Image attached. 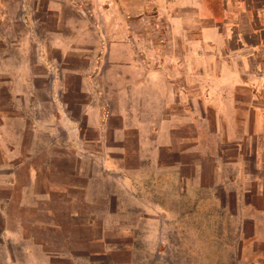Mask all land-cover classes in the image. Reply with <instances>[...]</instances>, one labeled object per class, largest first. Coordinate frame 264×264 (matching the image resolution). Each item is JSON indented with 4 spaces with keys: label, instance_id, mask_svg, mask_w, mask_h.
<instances>
[{
    "label": "rangeland",
    "instance_id": "374dc122",
    "mask_svg": "<svg viewBox=\"0 0 264 264\" xmlns=\"http://www.w3.org/2000/svg\"><path fill=\"white\" fill-rule=\"evenodd\" d=\"M227 1L0 0V264H264V12ZM130 40L168 108L127 92Z\"/></svg>",
    "mask_w": 264,
    "mask_h": 264
},
{
    "label": "crops",
    "instance_id": "0c3cea01",
    "mask_svg": "<svg viewBox=\"0 0 264 264\" xmlns=\"http://www.w3.org/2000/svg\"><path fill=\"white\" fill-rule=\"evenodd\" d=\"M258 3H261V6L259 7V11L264 12V0L258 1V0H240V2L238 3V5H234L232 3V0L227 1L226 3V19H230L229 22H233L234 20H236L238 17H240L241 15H245V16H249L250 14H253V5H256ZM177 22V20L175 21ZM240 25H231L230 23L228 24V28L229 30H233V29H240ZM252 30L250 33H252L253 35H258V30H256V28H254L252 26ZM49 33V32H48ZM52 33V32H51ZM216 38L218 37V32L213 29V28H207L206 30H204L203 33V38L204 41L206 42H214L212 40V38ZM125 38H123L124 40ZM234 37L229 35H226V44L227 42L233 40ZM237 43L239 44V48L238 50H236L235 52H233L232 57H234V59L232 58V61L238 58H242V54L247 52L250 47V45H248V43L246 42V39L243 37L242 34L237 35V38H235ZM124 45H126V50L123 53H120L119 50H125ZM254 47H257L254 46ZM252 47V48H254ZM134 57V60H132V57ZM140 55L137 54V51L134 47V45H132L131 40L127 43H118V47L116 48L115 52H112V63L114 65H116L117 68H121L126 70L127 73V77L128 79H130L129 82H127L129 85V89L127 90L128 93H132L133 95H135L136 100L139 98L140 99V94L143 95V99L146 100V102H148L147 105H151L152 102H154L156 99L158 100V98L163 99L161 102H163V106L164 108H168L169 106V102L167 101V97L170 95L174 96V94H176V90H175V84L174 81L176 80L175 76L171 75L169 72L176 74L177 69H173L171 67L173 61H167L165 60L164 62H162L159 66L160 68L158 69H151V63H148L147 65L145 63H139V57ZM143 57V55H141ZM148 58V57H147ZM152 58V57H151ZM146 59V56H145ZM150 60V59H149ZM170 63V65H169ZM118 74H121L122 72L120 70H117ZM234 74L232 75V78H237L238 75V71H234ZM191 74V73H190ZM120 88V87H119ZM232 88V87H231ZM124 91H121V93H123ZM232 92L235 93L236 90L232 89ZM154 100V101H152ZM172 101H174V98L171 99ZM151 108V107H149ZM230 110L232 111V114L234 117H236L237 115H235L234 113H236V109H235V105L232 104L230 107ZM230 117V126H235L237 124V122H235L233 120L234 117ZM244 118H246V116L244 115ZM239 124H243L245 126V122H241L239 121ZM254 127H255V131L256 133L254 134L253 138H259L260 139L263 137L264 138V130H263V125L261 123V118L256 120L254 122ZM228 137L229 139H231V141L234 142H238L239 144H242L244 142H250V138H252L251 134L249 133V131H244L243 134H235L232 132H228ZM255 141V139H254ZM239 153H243V150L240 149ZM249 154V151H244V155L241 157H238L239 159V165L244 166V173L246 172V167H247V162H246V158L247 155ZM254 156L257 157V161L259 166H264V151L262 149H258L257 147H255L254 149ZM249 180V179H246ZM252 180V179H251ZM261 186V185H260ZM259 195L262 196V191H264V187H260L259 189Z\"/></svg>",
    "mask_w": 264,
    "mask_h": 264
}]
</instances>
